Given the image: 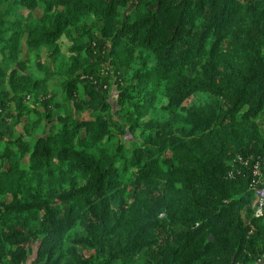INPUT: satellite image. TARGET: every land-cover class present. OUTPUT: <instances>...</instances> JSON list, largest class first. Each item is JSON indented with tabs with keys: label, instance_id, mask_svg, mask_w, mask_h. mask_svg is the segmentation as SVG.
Segmentation results:
<instances>
[{
	"label": "trees",
	"instance_id": "16d2710c",
	"mask_svg": "<svg viewBox=\"0 0 264 264\" xmlns=\"http://www.w3.org/2000/svg\"><path fill=\"white\" fill-rule=\"evenodd\" d=\"M263 184L264 0H0V264H255Z\"/></svg>",
	"mask_w": 264,
	"mask_h": 264
},
{
	"label": "built area",
	"instance_id": "2783aa9c",
	"mask_svg": "<svg viewBox=\"0 0 264 264\" xmlns=\"http://www.w3.org/2000/svg\"><path fill=\"white\" fill-rule=\"evenodd\" d=\"M255 202L257 205L256 215L261 216L264 212V184L262 187L255 188ZM255 264H264V256L260 258Z\"/></svg>",
	"mask_w": 264,
	"mask_h": 264
},
{
	"label": "rangeland",
	"instance_id": "374dc122",
	"mask_svg": "<svg viewBox=\"0 0 264 264\" xmlns=\"http://www.w3.org/2000/svg\"><path fill=\"white\" fill-rule=\"evenodd\" d=\"M46 49L44 48L43 49V51H45ZM256 200H255V194H254V199H253V204H254V206L256 207V209H257V205H256V202H255Z\"/></svg>",
	"mask_w": 264,
	"mask_h": 264
}]
</instances>
